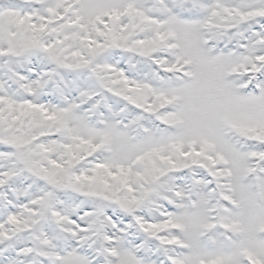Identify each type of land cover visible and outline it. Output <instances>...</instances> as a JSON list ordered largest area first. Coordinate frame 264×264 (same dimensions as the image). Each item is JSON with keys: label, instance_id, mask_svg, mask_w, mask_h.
Returning <instances> with one entry per match:
<instances>
[{"label": "snow or ice", "instance_id": "obj_1", "mask_svg": "<svg viewBox=\"0 0 264 264\" xmlns=\"http://www.w3.org/2000/svg\"><path fill=\"white\" fill-rule=\"evenodd\" d=\"M0 264H264V0H0Z\"/></svg>", "mask_w": 264, "mask_h": 264}]
</instances>
